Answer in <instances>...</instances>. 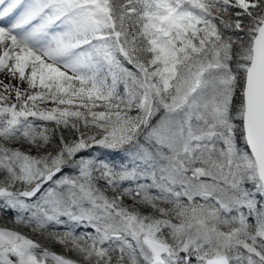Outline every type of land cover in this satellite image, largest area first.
I'll return each mask as SVG.
<instances>
[{"label": "snow or ice", "instance_id": "snow-or-ice-1", "mask_svg": "<svg viewBox=\"0 0 264 264\" xmlns=\"http://www.w3.org/2000/svg\"><path fill=\"white\" fill-rule=\"evenodd\" d=\"M0 77V264H264V0H0Z\"/></svg>", "mask_w": 264, "mask_h": 264}, {"label": "trees", "instance_id": "trees-1", "mask_svg": "<svg viewBox=\"0 0 264 264\" xmlns=\"http://www.w3.org/2000/svg\"><path fill=\"white\" fill-rule=\"evenodd\" d=\"M53 250H54V251H57V252H61V251H62V249L59 248V246H56Z\"/></svg>", "mask_w": 264, "mask_h": 264}, {"label": "rangeland", "instance_id": "rangeland-1", "mask_svg": "<svg viewBox=\"0 0 264 264\" xmlns=\"http://www.w3.org/2000/svg\"><path fill=\"white\" fill-rule=\"evenodd\" d=\"M0 79H5L4 77H0ZM5 82H8L6 79H5Z\"/></svg>", "mask_w": 264, "mask_h": 264}]
</instances>
